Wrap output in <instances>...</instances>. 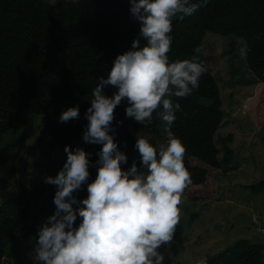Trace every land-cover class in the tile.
<instances>
[{
    "label": "trees",
    "instance_id": "16d2710c",
    "mask_svg": "<svg viewBox=\"0 0 264 264\" xmlns=\"http://www.w3.org/2000/svg\"><path fill=\"white\" fill-rule=\"evenodd\" d=\"M207 33L224 39L231 70L243 66L238 80L264 86V0H0V139L35 131L25 154L61 157L34 202L20 184L2 197L0 264L25 243L57 264H117L113 181L159 157L131 128L166 132L171 181L186 198L216 199L234 135L214 142L224 113ZM14 155H0L12 173ZM262 248L237 239L201 264H264Z\"/></svg>",
    "mask_w": 264,
    "mask_h": 264
},
{
    "label": "rangeland",
    "instance_id": "374dc122",
    "mask_svg": "<svg viewBox=\"0 0 264 264\" xmlns=\"http://www.w3.org/2000/svg\"><path fill=\"white\" fill-rule=\"evenodd\" d=\"M223 42L211 33L201 42L212 55L205 64L217 83L224 113L214 142L221 148V138L229 131L234 135L233 154L229 168L220 173L217 197L186 198L170 179L178 153L167 133L148 136L131 128L135 140L156 148L159 157L149 172L113 181L111 229L117 264H201L207 255L237 239L261 243L264 263V86L257 80H238L243 66L231 70L228 55L220 52ZM43 118V114L35 117L34 125ZM36 136L34 131L22 137L19 128L2 135L0 155H16L12 159L16 172L0 164V201L20 184L26 196L33 194L34 202V193L49 181L54 165H60L58 153L36 159L25 154V146ZM260 181L262 188L249 187ZM11 256H4L1 264L58 263L54 253L31 243L21 244Z\"/></svg>",
    "mask_w": 264,
    "mask_h": 264
}]
</instances>
